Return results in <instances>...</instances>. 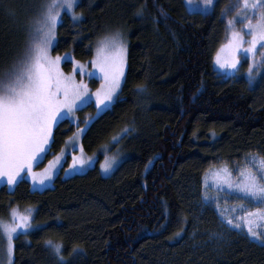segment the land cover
I'll return each mask as SVG.
<instances>
[{
  "label": "trees",
  "instance_id": "trees-1",
  "mask_svg": "<svg viewBox=\"0 0 264 264\" xmlns=\"http://www.w3.org/2000/svg\"><path fill=\"white\" fill-rule=\"evenodd\" d=\"M38 2L0 0V76ZM224 4L201 15L188 12L184 0H78L63 15L55 55L85 62L99 39L116 32L127 38L120 98L83 135L89 153L121 137L127 157L110 177L95 167L59 175L43 191L26 180L13 190L1 186L0 220L14 209L33 215L32 230L14 238L13 255L0 231V264H264V244L223 234L218 215L202 202L206 170L251 154L264 158V56L252 85L212 68L224 43ZM93 113V105L78 112ZM75 129L69 120L57 125L47 158Z\"/></svg>",
  "mask_w": 264,
  "mask_h": 264
},
{
  "label": "rangeland",
  "instance_id": "rangeland-1",
  "mask_svg": "<svg viewBox=\"0 0 264 264\" xmlns=\"http://www.w3.org/2000/svg\"><path fill=\"white\" fill-rule=\"evenodd\" d=\"M188 12H200L203 8V0H184ZM209 9L208 13L213 12L216 3ZM53 0H41L37 3V15L24 26L25 37L19 39V43L16 49L13 51L12 56L9 59V64L4 69L0 77L15 67H18L19 61L23 59L27 48L32 42V35L38 27L37 21L41 19L46 6L51 4ZM78 0H74L73 8L71 10L66 7L63 9L58 8L60 12L58 23L54 29V40L53 45L49 48V54L55 58L60 56L59 67L65 75H73L77 83L83 81L87 85L86 91L83 93L80 99L76 100V106L73 111L69 112L67 109H62L64 113L56 123L52 126V135L49 139V144L46 145L45 151L39 155V157L33 162L32 171L36 173L35 179L27 173V171L21 173L23 180H26L33 191H43L45 189L52 188L55 183V179L61 175L63 179L73 177L75 175H82L87 173L90 169L97 167L100 174L103 177H110L121 163L127 157L120 147L121 137L113 138L112 142L101 146L96 152L89 153L85 150L83 145V135L89 125V123L95 117H98L105 111L111 109L113 104L120 98L122 88L125 84L127 68H128V43L127 38L123 32H116L112 35L105 36L99 39L95 46L94 55L89 61H78L72 57L71 54L55 55L53 48L56 44V31L59 23L61 22L65 13L72 14ZM249 4L253 2H259V0H248ZM224 8L221 10L222 20L225 24L224 43H222L215 51L212 58L213 71L221 76L222 78H235L242 75L248 82L251 79L252 84L258 81L259 70L262 67V58L264 56V47L257 45L254 52H247L246 50L250 47L248 41L251 40V36L248 34L246 25L249 21L252 23L256 22L258 15L264 8L257 7L256 9L244 8V0H224ZM247 17V19H245ZM233 21L230 25L229 21ZM5 37L9 35L8 25H6ZM21 31V29H20ZM239 32L243 36V41L239 47L230 46L229 42L232 40V33ZM4 37V36H1ZM115 37L117 41H122L126 46V60L123 65V76L120 77V86L116 88L113 93V99L111 101H105L104 103H97L96 92L97 90L103 92L106 90V82L104 74L96 67L93 61L97 60V49L105 42L107 38ZM9 38H7L8 40ZM18 41V40H16ZM219 58V63L217 62ZM235 59L238 61L235 69L227 66V63ZM71 62L72 65L69 70L65 68V63ZM83 66L82 68L79 66ZM252 69L251 73L249 69ZM75 70V71H74ZM92 73L93 75H89ZM251 84V85H252ZM93 105L94 113L92 115H86L81 118L78 114L79 110ZM69 120L76 126L75 131L66 140L62 149L54 156L47 158V153L50 150V146L53 139V133L57 125L63 121ZM83 121V122H82ZM82 122V123H81ZM253 157L261 158L257 154H251L242 159L241 163H220L206 170L202 177V202L204 206L211 207L219 217L220 228L223 234H230L235 231L250 241L258 244H264V218L259 215L249 216V213H264V200L258 201L256 198L247 196L246 194L239 191V189L224 184L222 180L215 179V174L218 171L227 169L228 173L231 174V180L233 184L240 180V173L242 171L251 170L258 176L261 175L259 172L256 162ZM74 158L77 161L74 164ZM80 160L84 162L79 163ZM51 162V167H50ZM111 165L109 171H105L103 165ZM47 170V171H46ZM264 182V181H262ZM5 185L9 190H13L16 184L9 185L5 178H0V187ZM19 214L28 215L30 217L28 228H18L15 233H12V238L9 240L7 234L4 231L3 225H10L13 223V211L6 220H0V231L4 236V246L9 253V245H11V254L13 255L14 249V238L21 233H27L32 230V209H14ZM243 217V219H241ZM222 218H232L234 224H240V228H235L226 223L222 222ZM248 220H251V227L254 232L257 233L255 237L248 232L249 224ZM18 222V219H17ZM215 237V236H214ZM217 237V236H216ZM1 247V246H0ZM2 251V250H1ZM0 251V252H1ZM10 254V255H11Z\"/></svg>",
  "mask_w": 264,
  "mask_h": 264
},
{
  "label": "snow or ice",
  "instance_id": "snow-or-ice-1",
  "mask_svg": "<svg viewBox=\"0 0 264 264\" xmlns=\"http://www.w3.org/2000/svg\"><path fill=\"white\" fill-rule=\"evenodd\" d=\"M190 2V0H189ZM216 0H203L201 15L208 13ZM74 0H53L46 6L38 27L32 35V42L26 53L19 61L18 67L6 72L0 77V178L6 177L9 185L23 181L21 173L27 171L35 179L36 173L32 171L33 162L45 151L46 145L52 135V126L64 115L62 109L73 111L76 100L80 99L87 89L83 81L77 83L73 75H65L59 67L60 56L55 58L49 54V48L53 45L54 29L58 23L60 12L58 8H73ZM264 8V0L249 4L244 0V8ZM247 19V17H245ZM233 21H229L231 25ZM251 40L247 52H254L257 45L264 47V11H261L255 23L251 21L246 25ZM243 36L239 32L232 33L230 46L239 47ZM98 59L94 65L104 74L106 90L101 94L97 90V103H104L113 99V93L120 86L119 79L123 76V65L126 60V46L115 37L107 38L97 49ZM219 63V58L217 60ZM238 61L235 59L227 63V66L235 69ZM79 67H83L82 65ZM75 71V70H74ZM252 69H249L251 73ZM89 75H93L89 73ZM249 84H252L249 79ZM261 175L251 170L242 171L240 180L233 184L231 174L227 169L218 171L215 179L222 180L229 188L235 187L240 192L258 201L264 200V158L253 157ZM77 161L74 158V164ZM80 160L79 163H83ZM50 162V167H51ZM104 170H110L111 165H103ZM47 171V170H46ZM249 216L259 215L264 218V213H249ZM18 219V222H17ZM243 219V217H241ZM30 217L19 214L13 210V223L3 225L9 240L12 233L18 228H28ZM226 225L240 228V224H234L232 218L224 219ZM248 232L253 237L257 235L248 220ZM51 244V242H49ZM57 254L61 251L60 245H55ZM9 255L11 245H9ZM61 264L66 262L61 261Z\"/></svg>",
  "mask_w": 264,
  "mask_h": 264
}]
</instances>
